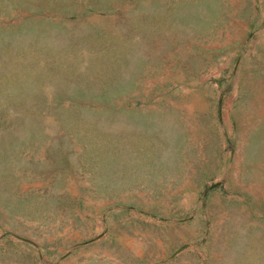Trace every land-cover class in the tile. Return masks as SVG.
<instances>
[{
  "label": "rangeland",
  "instance_id": "obj_1",
  "mask_svg": "<svg viewBox=\"0 0 264 264\" xmlns=\"http://www.w3.org/2000/svg\"><path fill=\"white\" fill-rule=\"evenodd\" d=\"M0 264H264V0H0Z\"/></svg>",
  "mask_w": 264,
  "mask_h": 264
}]
</instances>
